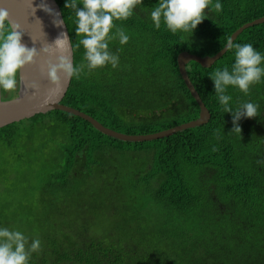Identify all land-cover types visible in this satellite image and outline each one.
<instances>
[{
  "label": "trees",
  "instance_id": "obj_1",
  "mask_svg": "<svg viewBox=\"0 0 264 264\" xmlns=\"http://www.w3.org/2000/svg\"><path fill=\"white\" fill-rule=\"evenodd\" d=\"M55 1L72 39L74 66L86 63L85 49L76 47L82 37L74 30L75 12L64 8L66 0ZM218 2L222 11L205 9L210 18L191 34L172 33L163 19L157 29L150 12L159 0H142L127 20H113L109 35L122 28L129 36L124 45L118 37L109 41L117 67L85 68L70 78L61 103L129 134L197 118L178 53L213 55L235 29L264 15V0ZM233 42L250 43L264 56V22L244 28ZM234 53L225 51L207 67L186 63L210 117L166 137L122 141L58 109L0 127V228L41 241L29 264H264V75L247 95L226 88L230 107L259 105V116L238 122L240 135L228 134L232 116L210 78L217 69L231 70ZM16 89L0 93L11 98ZM115 149H143L146 164L110 171L105 155ZM6 166L14 169V181ZM88 183L94 195L82 196ZM17 185L23 197L16 200Z\"/></svg>",
  "mask_w": 264,
  "mask_h": 264
},
{
  "label": "clouds",
  "instance_id": "obj_2",
  "mask_svg": "<svg viewBox=\"0 0 264 264\" xmlns=\"http://www.w3.org/2000/svg\"><path fill=\"white\" fill-rule=\"evenodd\" d=\"M141 4L142 0H82V7H79L77 0H66L64 8L74 10L76 17L74 30L77 37H82L76 47L82 45L85 49L86 63L79 66H74L72 59L65 55L72 46V39L67 33L61 32L53 44L43 46L39 51L35 47L29 48L21 42L24 32L21 31L20 25L11 21L7 9L0 8V88L7 92L14 91L18 83V73H21L25 66L34 64L35 58L41 52L50 57L45 62L47 77L56 86L60 83L59 73H62L65 79H70L79 78L85 68L92 71L106 64L116 68L119 57L110 50L109 41L118 37L120 44L124 45L128 42L129 36L122 28L109 35L114 27L113 20H127L134 14L133 9ZM210 4L211 0H159L150 12V17L157 29L160 28L163 19L167 29L172 33L182 30L192 34L204 19L210 18L205 14V9H209L210 12L222 11L223 6L218 0L214 6L210 7ZM39 8L52 15L53 22L58 27L65 23L60 19V14L43 0ZM222 47L226 51L235 50V62L231 70L227 67L217 69L210 78L214 83V93L218 96L224 112L232 116L233 127L228 134L240 135L242 129L238 122L241 118L259 116V105L244 102L235 109L230 107L229 101L232 97L225 94L226 88L229 85L235 86L247 95L250 86L259 83L264 75V67L259 66L264 56L254 49L252 44L234 43L232 38L227 39ZM26 87L36 91L39 85L32 81ZM0 102H4L3 98H0ZM215 150L213 148V151ZM40 250L39 239L30 241L21 231L0 228V264H29L32 254Z\"/></svg>",
  "mask_w": 264,
  "mask_h": 264
},
{
  "label": "water",
  "instance_id": "obj_3",
  "mask_svg": "<svg viewBox=\"0 0 264 264\" xmlns=\"http://www.w3.org/2000/svg\"><path fill=\"white\" fill-rule=\"evenodd\" d=\"M41 2L42 0H0V8L7 9L11 21L18 23L21 27V31L24 32L21 42L29 48L35 47L38 51L43 46L53 44L61 32L67 33L68 35L65 23L58 27L53 22L54 17L39 8ZM43 2L56 13H59L60 19H62L61 11L55 0H43ZM262 22H264V15L242 24L230 34L228 39L232 38V40H234L244 28ZM225 51L226 49L222 47L213 55L205 56H199L194 53H189L188 51H181L178 53L176 57L178 71L187 89L199 106L198 116L195 119L179 123L166 129L139 134L116 131L104 126L92 116L76 108L62 104L61 98L66 91L70 79H65L64 75L59 73L60 83L58 86L53 85L47 77L45 63L50 57L41 52L40 55L35 58L34 64L25 66L21 70V73H18L17 89L14 96L11 98H3L0 93V98H3L4 101L0 102V127L30 118L37 113L58 109L77 115L90 122L93 127L101 133L122 141L142 142L166 137L182 129L198 126L208 121L210 117L209 110L191 83L185 65L189 60H194L203 67L210 66L221 57ZM65 55L72 59L71 47ZM53 62H55L54 58ZM32 81H35L39 85L36 91L26 87V85Z\"/></svg>",
  "mask_w": 264,
  "mask_h": 264
},
{
  "label": "rangeland",
  "instance_id": "obj_4",
  "mask_svg": "<svg viewBox=\"0 0 264 264\" xmlns=\"http://www.w3.org/2000/svg\"><path fill=\"white\" fill-rule=\"evenodd\" d=\"M185 51V50H184ZM124 133V132H123ZM105 161L106 162H110L108 165L110 166V171H116V172H127L129 170H140L144 164H146L145 159H146V154L144 152L143 149H135V150H126L125 153H122L118 150H113L111 153L105 155ZM121 165H125L127 168L124 169H116L117 167L121 166ZM112 168V169H111ZM11 168L10 166H6V170L9 171ZM12 181H14V169H12L11 171L8 172ZM22 178V173L18 172L17 173V179L21 180ZM19 184H21L20 182H17ZM22 185V184H21ZM17 189H16V196L15 199L17 200L19 197H23V195L20 194V190L21 187L20 185H17ZM94 188L90 187V184L88 183L87 188L83 189V191H87V192H83L82 196H87V195H94L92 192H90L91 190H93ZM113 202V201H112ZM111 208L109 207L108 209V213L111 212ZM113 214V220L114 222L116 221L115 218V211H112Z\"/></svg>",
  "mask_w": 264,
  "mask_h": 264
}]
</instances>
